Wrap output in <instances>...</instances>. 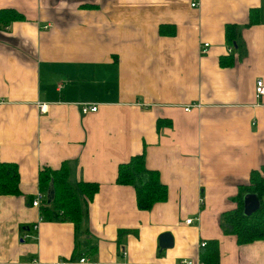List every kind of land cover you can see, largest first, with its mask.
Instances as JSON below:
<instances>
[{"label": "crops", "instance_id": "0c3cea01", "mask_svg": "<svg viewBox=\"0 0 264 264\" xmlns=\"http://www.w3.org/2000/svg\"><path fill=\"white\" fill-rule=\"evenodd\" d=\"M2 8L25 18L0 27V161L16 164L20 189L0 194V264H52L74 249L88 259L74 264H200L208 240L218 241V264H264V240L238 244L221 228L239 186L264 164V96L254 90L264 81V0H0ZM227 23L238 25L242 47L226 44ZM81 103L98 109L83 114ZM190 104L198 106L184 110ZM142 153L168 190L149 210L116 183L118 165ZM63 163L70 182L99 185L77 228L40 209L39 171ZM163 233L173 240L166 249Z\"/></svg>", "mask_w": 264, "mask_h": 264}, {"label": "trees", "instance_id": "16d2710c", "mask_svg": "<svg viewBox=\"0 0 264 264\" xmlns=\"http://www.w3.org/2000/svg\"><path fill=\"white\" fill-rule=\"evenodd\" d=\"M253 12V10H252ZM24 15L14 8L0 9V27L6 26L13 21L24 20ZM250 19L248 25L253 24ZM161 34L174 33L169 27L164 29L160 26ZM225 41L229 46L234 42L242 47L241 34L237 24H225ZM162 119L157 121L159 126ZM165 124H169L165 121ZM170 125V124H169ZM53 182L55 196L51 203L43 200L40 209L42 214L51 218V211L59 213L62 219L74 223L76 228L80 225L84 214L83 204L92 200L98 192L99 185L94 182L80 180L72 183L68 179V168L63 163L58 169L43 167L39 171V189L47 191L48 185ZM116 183L120 185H130L135 190L136 206L141 210H149L154 204L166 200L168 195L167 186L160 181L159 174L154 169L147 168L144 154H137L117 167ZM246 193H254L260 199L259 208L251 215L243 213V196ZM0 194L19 195V174L16 164L0 161ZM264 164L258 169H252L249 175V182L241 185L234 197L236 207L233 210L223 213L221 228L224 234L234 235L238 244L251 243L257 240H264ZM44 216V215H43ZM81 254L74 249L70 260H75ZM200 264H218L219 248L217 240L205 241L201 246L199 254Z\"/></svg>", "mask_w": 264, "mask_h": 264}, {"label": "built area", "instance_id": "2783aa9c", "mask_svg": "<svg viewBox=\"0 0 264 264\" xmlns=\"http://www.w3.org/2000/svg\"><path fill=\"white\" fill-rule=\"evenodd\" d=\"M195 3H192L191 6H194ZM209 43L205 42L202 44V46L200 47V52L206 53L208 51L209 48ZM228 51L231 52L232 51V47H228ZM255 96L256 98H261L262 96H264V81L260 78H258L255 81ZM198 105L196 104H190L188 106L184 107V110L188 111L190 110L192 107H197ZM80 108H81V112L83 114H86L88 112H95L98 109V105L97 104H88V103H81L80 104ZM40 111H44L45 110V105L41 104L39 106ZM40 198H41V194H38L37 197L35 199L32 200L31 205L34 207H39L40 206ZM192 218H187L185 220L186 223H191L192 222ZM33 228H36V225L33 226ZM205 245V241L200 242V246H204ZM78 263H84V262H88V259L86 257H80L77 259ZM73 260H58L52 264H74L76 263ZM181 264H197L194 263L193 261H189V260H183L181 262Z\"/></svg>", "mask_w": 264, "mask_h": 264}, {"label": "water", "instance_id": "95a60500", "mask_svg": "<svg viewBox=\"0 0 264 264\" xmlns=\"http://www.w3.org/2000/svg\"><path fill=\"white\" fill-rule=\"evenodd\" d=\"M55 196V190L53 182H50L46 191V202L49 204L53 201ZM260 206V199L254 193H246L243 196V213L245 215H251ZM173 244L172 236L169 233H163L159 236V246L161 249L171 247Z\"/></svg>", "mask_w": 264, "mask_h": 264}]
</instances>
